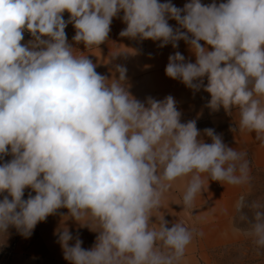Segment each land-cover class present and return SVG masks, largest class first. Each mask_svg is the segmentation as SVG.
Returning <instances> with one entry per match:
<instances>
[{
	"label": "clouds",
	"instance_id": "9594fccd",
	"mask_svg": "<svg viewBox=\"0 0 264 264\" xmlns=\"http://www.w3.org/2000/svg\"><path fill=\"white\" fill-rule=\"evenodd\" d=\"M117 17L121 37L173 49L183 40L195 62L176 51L165 74L208 93L211 111L236 112L232 131L254 133L264 147V0H188L182 8L171 0H0V236L15 228L30 237L67 209L64 221L96 233L85 249L63 224L57 242L69 264H181L203 233L156 213L172 183L188 177V209L206 179L244 188L226 231L264 250V200L249 199L246 153L213 128L181 122L171 95L135 98L125 66L115 64L118 76L109 78L68 42L72 24L75 43L99 48Z\"/></svg>",
	"mask_w": 264,
	"mask_h": 264
},
{
	"label": "crops",
	"instance_id": "0c3cea01",
	"mask_svg": "<svg viewBox=\"0 0 264 264\" xmlns=\"http://www.w3.org/2000/svg\"><path fill=\"white\" fill-rule=\"evenodd\" d=\"M171 2L182 8L188 0ZM211 2L212 0H202L204 4ZM122 15L121 12L120 17ZM169 24L177 26L174 20H170ZM125 27L121 18H113L108 40L99 48L90 50H87L83 43L77 44L72 40L75 35L72 24L65 31L68 42L77 50V54L87 55L97 65L98 73L112 78L113 75L118 76V73H115V64L125 66L129 91L135 98L141 101H145L147 97L162 100L171 95L177 102V109L182 113L181 122L196 120L197 128L201 132L205 128H213L217 134L222 135L228 146L246 153L253 187L254 179L264 174V147L255 139L254 133L233 132L232 129L238 122L236 112L228 114L223 108L211 111L206 106L210 100L208 93L202 89L193 92L180 81L165 74L168 58L176 51L183 54L186 60L195 62V56L189 51L188 45L181 40L176 49H173L171 44L161 48L159 41L121 37L119 33ZM116 51H127V54L111 60V55ZM205 142L211 141L205 137ZM10 158L5 157V160ZM188 179L185 177L172 183L170 189L163 194L162 207L156 215H164L170 224L182 222L185 226L203 233L202 236L195 237L188 246L181 264H217L216 260L221 256L219 254L221 251L245 241L244 237H236L230 231H226L229 217L233 214V205L244 192V188L222 185L206 179L202 192L198 193L194 200L193 208L188 209L182 202ZM27 196L28 190L25 191L24 198ZM66 212L67 209H60L57 214L50 215L46 221L38 223L31 236L27 238L20 235L15 228H10L6 236H0V264H69L57 242L56 233L63 224L67 225L73 235L79 234L83 241L82 247L91 248L96 233L87 227L78 226L72 220L64 221L60 213Z\"/></svg>",
	"mask_w": 264,
	"mask_h": 264
},
{
	"label": "rangeland",
	"instance_id": "374dc122",
	"mask_svg": "<svg viewBox=\"0 0 264 264\" xmlns=\"http://www.w3.org/2000/svg\"><path fill=\"white\" fill-rule=\"evenodd\" d=\"M64 19H68V14H64ZM71 24H68L69 27ZM66 27V28H67ZM66 30V29H65ZM31 39L29 33L25 32L24 42ZM249 199L264 200V174H260L253 181L252 194ZM217 264H264V250L257 251L251 242L247 239L241 243L231 245L219 253Z\"/></svg>",
	"mask_w": 264,
	"mask_h": 264
}]
</instances>
